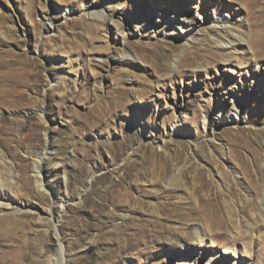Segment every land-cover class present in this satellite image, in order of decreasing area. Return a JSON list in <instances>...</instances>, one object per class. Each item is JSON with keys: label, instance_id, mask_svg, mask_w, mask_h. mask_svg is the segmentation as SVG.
Returning <instances> with one entry per match:
<instances>
[{"label": "rangeland", "instance_id": "rangeland-1", "mask_svg": "<svg viewBox=\"0 0 264 264\" xmlns=\"http://www.w3.org/2000/svg\"><path fill=\"white\" fill-rule=\"evenodd\" d=\"M0 169V264H264V0H0Z\"/></svg>", "mask_w": 264, "mask_h": 264}, {"label": "bare ground", "instance_id": "bare-ground-1", "mask_svg": "<svg viewBox=\"0 0 264 264\" xmlns=\"http://www.w3.org/2000/svg\"><path fill=\"white\" fill-rule=\"evenodd\" d=\"M202 12L204 14H207V13H209V10L203 9ZM221 48H227V45L224 42H222V47ZM161 157L162 156H159L160 159H158V164L160 165L159 166L160 172L157 175H155L154 177H152L153 178V182H155V183L156 182H160V183L162 182V183L165 184V187L167 189H171V190L183 189L184 191H189V189L186 188L184 183L181 181L180 177H178L176 174L171 173V165L169 166L168 161L162 160ZM39 166H40V161H38V160L35 161L34 168L37 170L36 173H38ZM167 180H168V184H167ZM199 180H200V185L197 187V189L206 190V189L209 188V186H210L209 181H207L202 176L199 177ZM187 182H189V181H187ZM40 186L41 185H38L39 189H40ZM197 192H198V190H197ZM231 193L234 194L235 192L231 191ZM191 194H192V192H191ZM205 197H206V195H204V197L198 198V200H199L198 201V204H199L198 207H200V205L203 202H205L206 200L208 201V202L206 201L207 203L212 202L207 197L206 198ZM168 200H171V198H169ZM155 207L160 211L158 213V215L165 216L167 218H171V219H174V220H184L183 219L184 218L183 214L185 212L183 213L182 211L187 208V207H183L181 205H177L176 203H173L171 201L166 202L164 204H158V206L156 205ZM0 208H1V212H5L3 214H6V213L9 214L7 217L8 218L11 217V218H9V219H11V221H9V224H10V226H12L11 228L8 225L0 226V231H1L0 232V236L1 235L3 236V237H1L3 239L0 238V245L9 248L12 252L13 251H19L22 248L21 245H20V243H21L20 234L22 233V230L24 229V226L26 224V223H22L21 222L22 220H20V219L24 218L26 215H18L17 213L20 211V209L16 205H13L11 202H9V200H7V202H5V203H0ZM2 218H3V216L0 215V219H2ZM17 223H19V224L17 225ZM193 233H194V236H195L196 241L198 242V244L201 245L206 240L205 231H203V230H201L199 228H195ZM2 241H6L7 243L3 244L5 242H2ZM57 260H56V262H57ZM5 262H11V260H9V261L6 260Z\"/></svg>", "mask_w": 264, "mask_h": 264}]
</instances>
